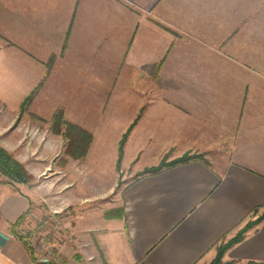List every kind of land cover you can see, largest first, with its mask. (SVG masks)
Masks as SVG:
<instances>
[{
    "label": "crops",
    "instance_id": "1",
    "mask_svg": "<svg viewBox=\"0 0 264 264\" xmlns=\"http://www.w3.org/2000/svg\"><path fill=\"white\" fill-rule=\"evenodd\" d=\"M33 92L35 116L63 109L93 135L85 158L64 162L97 190L135 122L123 164L135 173L204 158L133 179L111 208L121 215L88 208L98 250L87 244L84 264H209L264 211V0H0V103L15 111ZM38 201L0 178V264H44L25 245L27 220L13 228ZM224 261L264 264V221Z\"/></svg>",
    "mask_w": 264,
    "mask_h": 264
},
{
    "label": "rangeland",
    "instance_id": "2",
    "mask_svg": "<svg viewBox=\"0 0 264 264\" xmlns=\"http://www.w3.org/2000/svg\"><path fill=\"white\" fill-rule=\"evenodd\" d=\"M34 94V92L31 93L33 98ZM24 102L21 104L20 109L15 111L4 107L0 103V148L8 150L17 160L23 163L31 176L30 181L26 183L15 182L13 186L22 184L36 193L40 208L34 207L32 215L24 220V222L27 220V226L24 227V237L34 248L35 255L38 251L40 255L44 256L47 263L55 262L54 260L58 256L62 261L57 264H84L81 260L80 251L84 252L83 249L86 248L87 244H89L87 249H90L88 251L98 250L93 240V234L90 237L89 232L91 229L83 225L84 222H82L89 210L88 208L95 207L94 209H100L101 211L114 210L111 208L121 204L120 199L123 196L124 189L133 179L139 177V175L141 176L146 169L157 168L163 163H171L188 154L192 156L200 155L187 152L181 157L173 159L170 156H165L157 165H144L141 171L135 173L136 166L124 167L123 165L125 145L136 124L135 122L131 125V130L128 129L130 132L123 147L121 159L120 144L128 131L119 143L118 161L115 168L117 174L114 180L107 181L103 191L102 188L97 190L93 188L94 182H92L93 176L90 175L91 173L81 168L80 171L77 169L80 166L79 163L65 164L64 158L70 156L66 151L68 139L63 134L53 132V118L47 120L35 116L30 110L32 102L23 108ZM11 107H13L12 104H10ZM67 167L77 170L80 174L77 179L72 177L73 174L69 173V175L66 172ZM0 178L4 182L7 180L1 173ZM82 184H86L85 188L81 187ZM97 191L101 192L100 198L93 194ZM89 194L90 196H88ZM259 217L256 214L251 215L242 228L255 222ZM242 228L230 239L234 238ZM230 239H227V241ZM224 256L220 264H236L235 261H224ZM215 259L209 264H214Z\"/></svg>",
    "mask_w": 264,
    "mask_h": 264
},
{
    "label": "trees",
    "instance_id": "3",
    "mask_svg": "<svg viewBox=\"0 0 264 264\" xmlns=\"http://www.w3.org/2000/svg\"><path fill=\"white\" fill-rule=\"evenodd\" d=\"M33 100V95L29 96L24 104L23 108L25 106H28ZM52 130L55 134H63L67 139H68V146H67V153L72 156L75 159H83L87 156L90 146L93 141V135L88 132L87 130L83 129L82 127L73 124L69 121L66 120L65 118V111L63 109H58L55 112V115L53 117L52 121ZM131 130V128H130ZM130 130L126 133L124 136L123 140L121 141L120 144V159L122 158L123 155V147L125 145L127 136L130 132ZM195 159H202L204 160L203 156L201 155H185L171 163L167 164H162L161 166L157 168H152V169H146L142 175H148V174H156L161 172L164 168H169L173 167L179 164H184L188 163L192 160ZM120 162V160H119ZM0 173L1 175L5 176L7 180L5 181L8 184L14 185L15 182H20V183H26L30 181L31 176L28 173L26 167L24 166L23 163H21L19 160H17L8 150L4 148H0ZM140 176V175H139ZM122 210L121 209H114L106 213L107 217H112L115 215H121ZM28 214L22 215L14 224L13 228L16 229L19 227ZM262 221H264V212L262 215L252 223L247 224L242 230L232 239L229 241H223L218 247H217V257L214 261V264H220L222 257L224 256L225 252L234 246L235 244L241 242L245 236L246 233L249 231V229L253 228L254 226L260 224ZM24 238L23 236H21ZM25 245L27 246L32 259L35 262L37 261V257L35 255V250L34 248L29 244V242L25 241ZM44 264H53V263H44ZM247 264H256L254 262H250Z\"/></svg>",
    "mask_w": 264,
    "mask_h": 264
},
{
    "label": "built area",
    "instance_id": "4",
    "mask_svg": "<svg viewBox=\"0 0 264 264\" xmlns=\"http://www.w3.org/2000/svg\"><path fill=\"white\" fill-rule=\"evenodd\" d=\"M36 257H37V259H38L39 262H41V263H47V261H45V259H44V256L43 255H40L38 253V251L36 252ZM54 261L55 262H48V263L57 264V263H60V261H62V259L61 258H58V256H57Z\"/></svg>",
    "mask_w": 264,
    "mask_h": 264
}]
</instances>
